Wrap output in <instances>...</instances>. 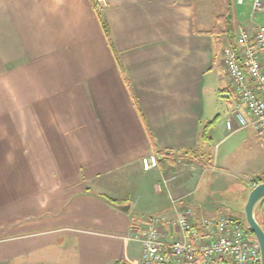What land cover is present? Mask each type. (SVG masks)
Listing matches in <instances>:
<instances>
[{
  "label": "crops",
  "instance_id": "0c3cea01",
  "mask_svg": "<svg viewBox=\"0 0 264 264\" xmlns=\"http://www.w3.org/2000/svg\"><path fill=\"white\" fill-rule=\"evenodd\" d=\"M232 2L236 25L257 22L251 0ZM221 12V0H0V264H142V215L176 216L173 200L203 215L194 185L217 165L196 155L212 99L232 92Z\"/></svg>",
  "mask_w": 264,
  "mask_h": 264
},
{
  "label": "built area",
  "instance_id": "2783aa9c",
  "mask_svg": "<svg viewBox=\"0 0 264 264\" xmlns=\"http://www.w3.org/2000/svg\"><path fill=\"white\" fill-rule=\"evenodd\" d=\"M251 2L253 16L264 12V0ZM232 37L221 51L222 63L236 110L244 109L245 114L233 113L226 128L232 132L250 125L264 138V24L239 23ZM142 165L144 170L156 167L157 155L143 157ZM173 204L176 216L142 215L132 228V238L141 243L142 264H261L259 244L240 216L207 217L193 206L178 209L177 200Z\"/></svg>",
  "mask_w": 264,
  "mask_h": 264
},
{
  "label": "rangeland",
  "instance_id": "374dc122",
  "mask_svg": "<svg viewBox=\"0 0 264 264\" xmlns=\"http://www.w3.org/2000/svg\"><path fill=\"white\" fill-rule=\"evenodd\" d=\"M255 19L257 23L264 24V12ZM239 23L240 21L237 24ZM232 25L235 28L237 26L234 19ZM222 67L219 68L221 84L231 88L226 68L224 65ZM235 105L232 92L228 98L221 96L219 92L216 98L212 99V110L215 108V114L211 118H214L212 122L205 128V133L209 137L205 145L207 154L196 155L202 165L209 160V164L215 162L217 165L215 170L204 171L194 185L195 197L203 201L205 208L203 215L207 217L239 216L247 194L256 184V177L264 180V138L250 125L226 132L229 115L237 112L245 114L244 109L236 110ZM186 170L188 169H184L185 172ZM144 177L135 172L131 182ZM54 264H61V261L56 260Z\"/></svg>",
  "mask_w": 264,
  "mask_h": 264
},
{
  "label": "water",
  "instance_id": "95a60500",
  "mask_svg": "<svg viewBox=\"0 0 264 264\" xmlns=\"http://www.w3.org/2000/svg\"><path fill=\"white\" fill-rule=\"evenodd\" d=\"M263 199H264V180H261V181L256 182L255 186H253L252 189L249 191V193L247 194L245 205H244L246 220L248 222L247 227L252 229L255 232L256 238L261 246V264H264V246L261 240V235L259 233L257 224L255 223L256 221L255 213H256V209L258 205ZM117 206L124 211H129L132 206V202L127 201V202L118 204Z\"/></svg>",
  "mask_w": 264,
  "mask_h": 264
},
{
  "label": "trees",
  "instance_id": "16d2710c",
  "mask_svg": "<svg viewBox=\"0 0 264 264\" xmlns=\"http://www.w3.org/2000/svg\"><path fill=\"white\" fill-rule=\"evenodd\" d=\"M221 5H222V12L220 15H218L217 17V21L221 20L225 23L224 25V28L221 27V32H226V33H233V29H234V26L232 25V22H233V2L232 0H221ZM100 16V19L103 23V27L105 29V32L106 34L108 35L109 34V31H108V26L104 20V18L102 17L101 14H99ZM219 23V22H218ZM216 24V28L219 29L221 25L219 24ZM206 128V127H205ZM205 130V129H204ZM154 142V141H153ZM161 155H165L164 153H162ZM259 179H261L260 177H256L255 181L258 182ZM110 201H113V199L109 198Z\"/></svg>",
  "mask_w": 264,
  "mask_h": 264
},
{
  "label": "flooded vegetation",
  "instance_id": "af4514ba",
  "mask_svg": "<svg viewBox=\"0 0 264 264\" xmlns=\"http://www.w3.org/2000/svg\"><path fill=\"white\" fill-rule=\"evenodd\" d=\"M261 180H263V179H259V181H261ZM244 205H245V202H244V204L240 210L241 212H240L239 216L241 217V220H242L247 232L251 235V237H254L257 240L255 232L252 229L247 227L248 222L246 220ZM255 218H256L255 223L257 224L259 233L261 235V240H262L263 246H264V199L260 202V204L258 205V207L256 209ZM257 242H258V240H257ZM258 244H259L260 253H261L260 243L258 242Z\"/></svg>",
  "mask_w": 264,
  "mask_h": 264
}]
</instances>
